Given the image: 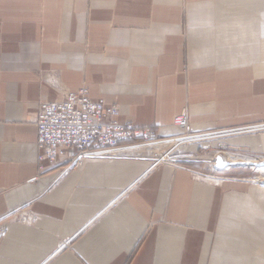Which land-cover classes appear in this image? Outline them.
<instances>
[{
  "label": "crops",
  "instance_id": "0c3cea01",
  "mask_svg": "<svg viewBox=\"0 0 264 264\" xmlns=\"http://www.w3.org/2000/svg\"><path fill=\"white\" fill-rule=\"evenodd\" d=\"M57 75L161 137L185 108L195 131L264 122V0H0V264H264V186L139 179L135 156L39 174ZM260 130L230 141L264 152Z\"/></svg>",
  "mask_w": 264,
  "mask_h": 264
},
{
  "label": "built area",
  "instance_id": "2783aa9c",
  "mask_svg": "<svg viewBox=\"0 0 264 264\" xmlns=\"http://www.w3.org/2000/svg\"><path fill=\"white\" fill-rule=\"evenodd\" d=\"M51 84L62 100L40 102L41 110L39 108L36 119L39 174L45 169L68 163L75 154L84 157L93 154L97 157L104 151L122 146L136 147L167 140L159 136L154 127L118 122L115 119L118 107L106 106L102 99H91L85 86L69 91L53 81ZM173 126L185 132L182 133L184 138L206 134L191 130L189 115L185 110L174 118ZM73 163V167H77L82 162L74 158ZM68 167L69 163L61 176L71 171Z\"/></svg>",
  "mask_w": 264,
  "mask_h": 264
},
{
  "label": "rangeland",
  "instance_id": "374dc122",
  "mask_svg": "<svg viewBox=\"0 0 264 264\" xmlns=\"http://www.w3.org/2000/svg\"><path fill=\"white\" fill-rule=\"evenodd\" d=\"M50 81L53 79L50 77ZM55 84L59 86V76L57 75L56 81L54 80ZM57 82V83H56ZM52 86V84H50ZM220 105H215L212 108V112L218 111ZM191 122V121H190ZM219 125L224 127L211 129L207 131H195L196 133H206L211 134L209 137H200L196 140H192L191 142L186 143H179V145L170 146L167 149H164V153H167V158L161 159L160 156L151 155L150 153H154L153 149L151 152H140V153H124L120 154L119 156H126L132 157L135 156L136 158H148L151 160L146 167V169L141 173L140 176L144 177L145 175L149 174L157 167L161 165H168L169 167H191L193 169H188L190 175H199L201 177H209L215 181L216 184L222 185L225 180H231L233 182H243L247 185H261L264 186V171H262V167H264V152L258 149H253L248 144H238L231 142L232 140L236 139L237 137H244V136H256L260 135L262 128L252 129L253 125H264V122L254 121L248 123H241V124H229L227 120H217ZM243 128L240 134L234 131L235 129ZM155 131L156 128H154ZM245 129V130H244ZM178 130V129H177ZM226 134H214L212 132H219L224 131ZM263 132V131H262ZM222 133V132H221ZM179 131L174 136L164 137L163 139H173L178 137ZM214 134V135H213ZM231 140V141H230ZM190 143H193L196 147H190ZM159 149L158 151H160ZM174 155V157H173ZM228 155H234L238 158H247L253 161L252 165L243 163L240 160L236 161H228L230 160L227 158ZM227 158V159H226ZM219 159V160H218ZM225 161V162H223ZM230 163V164H228ZM259 163V164H258ZM189 166H188V165ZM245 164V165H244ZM71 172V171H70ZM70 172L66 175L60 176L61 179L67 176ZM263 172V173H262ZM211 181V180H210Z\"/></svg>",
  "mask_w": 264,
  "mask_h": 264
},
{
  "label": "bare ground",
  "instance_id": "6f19581e",
  "mask_svg": "<svg viewBox=\"0 0 264 264\" xmlns=\"http://www.w3.org/2000/svg\"><path fill=\"white\" fill-rule=\"evenodd\" d=\"M68 90V89H67ZM62 99H60V101H61ZM44 101H47V100H40L39 101V103H38V110H37V117H36V119L38 118V113H39V111L41 110V107H40V102H44ZM117 107H118V105H116ZM39 108H40V110H39ZM118 109H119V107H118ZM186 111V112H188V110L185 108V109H183L182 111ZM181 111V112H182ZM180 112V113H181ZM118 114H119V112H118ZM118 114L115 116V119L117 120V116H118ZM118 121V120H117ZM119 122V121H118ZM35 124H36V122H35ZM123 124V123H122ZM129 124H131V123H129ZM133 125V124H132ZM135 126V125H134ZM139 127V126H138ZM262 127H264V125L263 124H261V125H253L251 128L252 129H256V128H262ZM178 129V128H177ZM194 128L192 127V124H191V130H193ZM241 130H243V128H238V129H235L234 131H227L226 130V132H224V131H217V132H212V133H214V134H226L227 132L228 133H230V132H235V133H241L240 131ZM245 130V129H244ZM36 131H37V128H36ZM178 131H179V136L178 137H175V138H173V139H169V140H165V141H162V142H154V143H152V144H148V145H141V146H136V147H133V146H122V147H119V148H114V149H110V150H108V151H104L103 153H100L99 154V156H93V154H87L85 157L84 156H79V155H72L71 157H70V159L68 160V163H69V169L71 170V169H74V168H78V167H81L82 165H83V163H84V161H86V160H88V159H96V158H101V159H106V158H114V157H118V155H120V154H124V153H126V154H128L129 152L132 154V153H134V152H136V153H140V152H148V153H150L151 152V149H153V151H154V153H150L151 155H156V156H160L161 157V159H165V158H167V153H164L165 151H164V149H167V148H169L170 146H172L173 144H174V146H177V145H179V143H181V142H183L184 140H187L186 142H191L192 140H194L195 138H196V140L198 139V138H200V137H209V136H211V134H205V135H203V136H194V137H187V138H184V137H182L183 135H182V133H185V132H183L182 130H179L178 129ZM222 132V133H221ZM37 133V132H36ZM181 134V135H180ZM213 134V135H214ZM36 145H37V143H36ZM190 147H194L195 145L193 144V143H190V145H189ZM159 149H161L160 151H158ZM164 151V152H163ZM37 157H38V150H37ZM173 157H174V155H173ZM74 158H76L77 160H79V161H81L82 163L80 164V165H78L77 167H73V162H74ZM227 158H229L230 160H228V161H236V160H240V161H242L243 163H246V164H249V165H252L253 163V161H251L250 159H241V158H237L236 156H234V155H228L227 156ZM226 158V159H227ZM37 162V161H36ZM223 162H225V161H223ZM38 163V162H37ZM68 163L66 162V163H61V164H59L58 166H56L54 169H57L58 170V172H59V175L61 176V174H62V172H65L66 170H67V166H68ZM228 164H230V163H228ZM259 164V163H258ZM245 165V164H244ZM262 171H264V167H262V169H261ZM263 173V172H262ZM261 176H264V174H262ZM140 178H142V176H140L139 177V179ZM264 178V177H263ZM127 189H125L124 191H126Z\"/></svg>",
  "mask_w": 264,
  "mask_h": 264
},
{
  "label": "trees",
  "instance_id": "16d2710c",
  "mask_svg": "<svg viewBox=\"0 0 264 264\" xmlns=\"http://www.w3.org/2000/svg\"><path fill=\"white\" fill-rule=\"evenodd\" d=\"M188 165V164H187ZM189 166V165H188Z\"/></svg>",
  "mask_w": 264,
  "mask_h": 264
},
{
  "label": "water",
  "instance_id": "95a60500",
  "mask_svg": "<svg viewBox=\"0 0 264 264\" xmlns=\"http://www.w3.org/2000/svg\"><path fill=\"white\" fill-rule=\"evenodd\" d=\"M219 160V159H218Z\"/></svg>",
  "mask_w": 264,
  "mask_h": 264
}]
</instances>
